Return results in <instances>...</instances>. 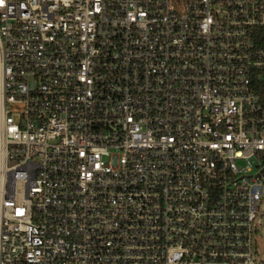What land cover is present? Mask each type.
Segmentation results:
<instances>
[{"label":"built area","instance_id":"obj_1","mask_svg":"<svg viewBox=\"0 0 264 264\" xmlns=\"http://www.w3.org/2000/svg\"><path fill=\"white\" fill-rule=\"evenodd\" d=\"M264 0H0V264H254Z\"/></svg>","mask_w":264,"mask_h":264},{"label":"rangeland","instance_id":"obj_2","mask_svg":"<svg viewBox=\"0 0 264 264\" xmlns=\"http://www.w3.org/2000/svg\"><path fill=\"white\" fill-rule=\"evenodd\" d=\"M259 213L261 216V225L258 228L255 245V258L254 264H264V200L259 206Z\"/></svg>","mask_w":264,"mask_h":264}]
</instances>
